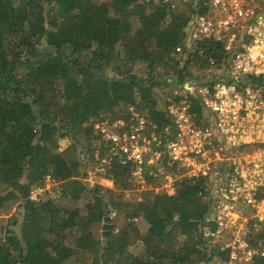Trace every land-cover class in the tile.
<instances>
[{"label": "trees", "instance_id": "trees-1", "mask_svg": "<svg viewBox=\"0 0 264 264\" xmlns=\"http://www.w3.org/2000/svg\"><path fill=\"white\" fill-rule=\"evenodd\" d=\"M202 11L196 0L174 8L155 0H0V264L226 257L206 236L216 227L207 179H183L172 196L147 192L138 201L126 194L133 164L104 145L98 156L109 159L111 189L85 179V158L98 162L96 121L133 108L160 124L175 88L224 73L223 43L186 46L189 21ZM179 44L186 47L177 57ZM46 178L54 184L46 197L32 199Z\"/></svg>", "mask_w": 264, "mask_h": 264}, {"label": "built area", "instance_id": "built-area-1", "mask_svg": "<svg viewBox=\"0 0 264 264\" xmlns=\"http://www.w3.org/2000/svg\"><path fill=\"white\" fill-rule=\"evenodd\" d=\"M155 1L173 8L189 2ZM196 2L203 11L189 21L186 46L209 38L223 43L224 73L175 88L160 124L133 108L126 117L96 121L98 162L88 176L112 187L109 159L98 156L104 145L133 164L131 183L145 190L172 196L183 179H207L216 227L206 236L227 255L206 264H252L264 257V0ZM186 46H176L177 57Z\"/></svg>", "mask_w": 264, "mask_h": 264}, {"label": "rangeland", "instance_id": "rangeland-1", "mask_svg": "<svg viewBox=\"0 0 264 264\" xmlns=\"http://www.w3.org/2000/svg\"><path fill=\"white\" fill-rule=\"evenodd\" d=\"M85 170L87 171V176H88V173L92 170V168H94L93 166L95 164H93L92 162L88 161L86 158H85ZM92 177V175H91ZM90 175L85 178L86 181L89 182V180H96L97 182L99 183H102L104 185L105 188L107 189H111V187H109L105 182H103V180L97 178V177H92L91 178ZM99 177V176H98ZM53 181L50 179V178H46L45 181H44V186L43 187H36L32 190V197H36L35 200H41V199H44L46 197V192L53 186ZM150 185H154V184H151ZM147 192H154L152 190H145V189H142L140 185L136 184L135 182L131 183V186L129 187V189L126 191V194L127 196L131 197V198H136V200L139 201V198H141V200H143L144 198V195L147 193ZM46 194V195H45ZM134 196V197H133ZM113 223L119 227L121 226L123 223H124V220L121 216H116L114 217L113 219ZM137 223H138V227L140 228V230H144L145 229V222L142 221V220H137ZM102 230V229H101ZM141 249V245L139 244L138 246L134 247L133 248V251L134 252H139Z\"/></svg>", "mask_w": 264, "mask_h": 264}, {"label": "water", "instance_id": "water-1", "mask_svg": "<svg viewBox=\"0 0 264 264\" xmlns=\"http://www.w3.org/2000/svg\"><path fill=\"white\" fill-rule=\"evenodd\" d=\"M184 86H186V84L184 83Z\"/></svg>", "mask_w": 264, "mask_h": 264}]
</instances>
